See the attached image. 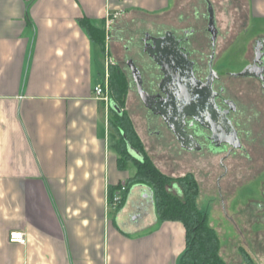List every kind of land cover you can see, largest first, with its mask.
Masks as SVG:
<instances>
[{
  "label": "crops",
  "instance_id": "1",
  "mask_svg": "<svg viewBox=\"0 0 264 264\" xmlns=\"http://www.w3.org/2000/svg\"><path fill=\"white\" fill-rule=\"evenodd\" d=\"M208 4L215 42L227 43L233 27L237 35L250 24L259 30L253 42L264 40V0H0V264H179L184 229L158 222L148 188H130L119 211L106 204L108 189L125 184L134 167H118L117 138L109 128L111 101L105 105L93 95L103 80L105 59L81 23L105 31L107 18L118 14L105 32L111 47L117 48L110 40L117 29L134 35L124 38L126 44L170 32L188 37L190 53L206 57L196 43L199 37L211 42ZM234 13L236 22L229 20ZM144 60L151 64L152 78L144 73L142 81L154 86L161 75L145 53ZM238 81L243 106L256 97L244 86L251 83L264 105V89L255 78ZM260 112L264 115V109ZM254 122L264 138V119ZM136 133L145 145L137 127ZM231 153L218 161L221 204L212 201V218L218 207L230 217L225 209L232 194L224 188L230 168L223 162ZM205 216L208 222L210 212ZM212 228L228 264H264L262 232L251 249L241 243L227 246ZM12 231L25 234L24 245L8 241Z\"/></svg>",
  "mask_w": 264,
  "mask_h": 264
},
{
  "label": "rangeland",
  "instance_id": "2",
  "mask_svg": "<svg viewBox=\"0 0 264 264\" xmlns=\"http://www.w3.org/2000/svg\"><path fill=\"white\" fill-rule=\"evenodd\" d=\"M233 15L234 19L229 18V16L228 18L232 22H236V13ZM258 31V28L250 24L246 31L236 35V27H233V32L229 33L232 36L229 37L227 43L225 42L226 39L218 40L219 42L216 41L214 46H212L211 42H206L204 39L201 41V37H199L200 43L198 46H200V49H203L202 55L212 57V70L215 74L227 76L224 77L227 89L231 95L238 97L235 100L239 108H243H240V110L244 111L245 114L243 119L237 120L239 124L237 129L242 148L240 150H233L231 153L233 157L223 162L225 165L228 164L230 168L224 183L225 190H229L230 195L232 194L225 209L230 216L229 220L227 216L222 215L218 206L214 214L216 217L212 218L213 209L211 205L213 200L216 201L217 205L221 204L220 199L218 198L217 200L216 197L220 184V181L217 183V180H219L222 173L218 161L227 153L228 149L225 148L223 151L213 149L209 151V149L205 148L200 151H184L177 143H172L173 139L159 117L146 114L147 110L144 109L140 102L128 69L125 66L127 60H132L136 68L140 69L142 78H144V73L150 75V79L152 78L148 67L151 64L144 60V53H142L143 43H141L139 37L133 43L126 44L122 42L124 38L127 40L130 37L133 38L134 35L130 31L123 33V30L117 29L111 34L110 39L112 44L113 42L117 44V48L115 46H112V48L110 41L106 40L105 33L103 52L104 59H106V51L109 53L111 51V58L108 59L112 60V64H117L127 73L130 88L125 97L122 111L125 112L132 122L135 131L137 127L143 133L145 145L143 143L142 145L145 153L152 159L153 164L171 178H177L186 173H193L194 178L200 186L199 207L204 214L210 212V220L208 222L212 227L216 228L221 240L227 246L230 244L235 246L241 243L244 246H250L251 249L254 248L255 241H258L255 237L257 236L256 234H260L259 232L264 234V138H260L261 125L259 126L258 123L254 122L260 118L264 119V115L260 112L261 109H264L262 107L264 105L258 101L259 95L253 89H257V87H254L251 83L248 86H244L248 87L252 94L255 92L256 97H249V100L246 102L248 105L245 103L243 106L242 104L244 103L239 97V89H242L243 86L241 83L239 84V79L233 78L232 75L240 74L245 69V65L247 64L246 52L249 45L248 58L251 59L253 40ZM154 76V80L157 82L156 78H159V73L157 72ZM149 87V89H152L151 86ZM109 117L111 118L110 112ZM234 119L236 121L237 117L234 116ZM244 119L250 122L247 123L246 121L244 123ZM109 128L112 131L110 125ZM246 131L249 132L248 137H246ZM151 133H154V135L151 136ZM168 138L171 140L168 141ZM216 153L218 155H215ZM212 162L214 163L213 166H211ZM129 164L127 163L125 168H128ZM170 191L177 193L176 185H171ZM262 240H264V236ZM249 253L253 254V251ZM230 263L236 264L233 260H230Z\"/></svg>",
  "mask_w": 264,
  "mask_h": 264
},
{
  "label": "trees",
  "instance_id": "3",
  "mask_svg": "<svg viewBox=\"0 0 264 264\" xmlns=\"http://www.w3.org/2000/svg\"><path fill=\"white\" fill-rule=\"evenodd\" d=\"M88 37L104 52V28H96L86 22L81 23ZM108 87L110 101L120 110L110 108L109 125L117 138L118 167L124 169L132 163L134 173L126 181V193L114 209L119 211L126 199L129 189L135 185L148 188L152 192L156 217L159 223H178L184 229V251L179 264H228L220 255V240L215 230L209 226L205 214L198 206L200 186L192 173L171 178L161 172L145 153L142 142L132 122L122 111L125 97L130 88L127 73L117 64L108 66ZM130 150L139 155L135 159ZM176 185L177 193L170 191ZM117 187L108 189L111 198ZM243 258L249 257L242 252Z\"/></svg>",
  "mask_w": 264,
  "mask_h": 264
},
{
  "label": "water",
  "instance_id": "4",
  "mask_svg": "<svg viewBox=\"0 0 264 264\" xmlns=\"http://www.w3.org/2000/svg\"><path fill=\"white\" fill-rule=\"evenodd\" d=\"M211 36V44L214 46L217 31L215 28L213 12L208 4V27ZM143 52L159 67L162 79L158 89L163 97L150 96L143 89V81L139 70L132 60L126 62L130 78L135 92L142 105L159 117L166 129L174 136L179 146L187 152L200 151V145L184 131L185 119L191 118L201 128L211 134V140L217 147L227 145L231 149L241 148L238 135L227 113L218 109L212 90L214 72L211 69L206 83L196 80L193 73V63L187 55L179 49V41L170 33L152 38L147 36ZM147 41H149L147 43ZM250 67L245 68L238 76L242 78L259 77L262 79L263 68H259L258 74L249 73ZM110 108L116 112L120 110L111 102ZM134 158L138 154L130 150Z\"/></svg>",
  "mask_w": 264,
  "mask_h": 264
},
{
  "label": "flooded vegetation",
  "instance_id": "5",
  "mask_svg": "<svg viewBox=\"0 0 264 264\" xmlns=\"http://www.w3.org/2000/svg\"><path fill=\"white\" fill-rule=\"evenodd\" d=\"M176 40L179 41V49L183 53H185L187 55L188 60L193 63L192 69H193L195 79L200 81L201 83H206V80H207V78L209 76V72H210V64H211V69H212V57L204 58V57H200V55L198 53L194 54V52H192V51L190 53V51L188 50L189 49L188 45H187L188 44L187 43L188 37L187 38L185 36L184 37H178V38H176ZM144 44L145 43H143V45ZM198 44H199V42L196 43V45H198ZM205 61H206V63H205ZM126 62H125V66H126ZM151 62H152V60H151ZM153 66L160 73V75H161L160 79L158 80L156 85H154V87L151 86L152 89H149L150 87L144 83L143 89L150 96L163 97V95L160 93V91L158 89V84L162 79V73L160 72L159 67L156 66L154 63H153ZM148 67L150 68V66H148ZM247 67H250L249 73L252 75L258 74L259 68H263V71H264V40H256L254 42V44L252 46V57L248 61V63L246 64L245 68H247ZM139 72L141 73L140 69H139ZM224 77H227V76L218 75L215 73L213 75L212 90L214 93L217 94V96L215 98V103H216L218 109L227 113V118L230 120L231 124L233 125L234 129L236 130L237 135H238V139H239V131L237 129L239 124H238L237 120L243 119L245 114H244V111L240 110V108H242V107L239 108V105L237 104L236 98H238V97H234V95H231L230 91L227 89V86L224 82ZM232 77L235 79H239V80L242 79V77L238 76V74L232 75ZM248 79L254 80L253 77H248ZM255 80L258 81L261 88L264 89V72L262 75V79L259 77H255ZM153 90H155V91H153ZM234 116L237 117L236 121L234 119ZM184 131L188 136L192 137L200 145L201 150L207 148V149H209V151L213 150V149L223 151L225 148H227L228 153H231L233 151V149H231L227 145H221L220 147H217L216 144L211 140L210 132L201 128L191 118L185 119ZM241 148H242V146H241ZM240 149H236V150H240Z\"/></svg>",
  "mask_w": 264,
  "mask_h": 264
},
{
  "label": "built area",
  "instance_id": "6",
  "mask_svg": "<svg viewBox=\"0 0 264 264\" xmlns=\"http://www.w3.org/2000/svg\"><path fill=\"white\" fill-rule=\"evenodd\" d=\"M117 15L118 14H113L107 18V21L105 23L106 33L109 31L110 26L112 25V22L117 17ZM104 64H105V68H104V73H103V80L93 88V95L96 100H99L103 102L105 105H108L110 102L109 87H108V66L112 64V62L106 57ZM126 190H127L126 185L120 184L117 186V188L113 192L111 198L107 194L106 204L108 208L114 210L119 204L122 198V195L126 193ZM8 241L10 243L24 245L26 242L25 234L20 231H12L8 234Z\"/></svg>",
  "mask_w": 264,
  "mask_h": 264
}]
</instances>
